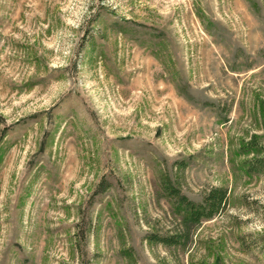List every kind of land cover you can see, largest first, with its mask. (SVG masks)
Here are the masks:
<instances>
[{"label": "rangeland", "instance_id": "rangeland-1", "mask_svg": "<svg viewBox=\"0 0 264 264\" xmlns=\"http://www.w3.org/2000/svg\"><path fill=\"white\" fill-rule=\"evenodd\" d=\"M260 157L264 0H0V264H264Z\"/></svg>", "mask_w": 264, "mask_h": 264}, {"label": "trees", "instance_id": "trees-1", "mask_svg": "<svg viewBox=\"0 0 264 264\" xmlns=\"http://www.w3.org/2000/svg\"><path fill=\"white\" fill-rule=\"evenodd\" d=\"M254 161L256 163L251 164L249 170H258V172L264 170V157L254 159ZM166 188L175 197L177 209L182 214L185 225H196L213 218L224 209L227 203L228 190L222 187L212 188L201 202L190 199L167 181ZM182 236L183 234L172 237H158L156 240L166 245L180 244Z\"/></svg>", "mask_w": 264, "mask_h": 264}]
</instances>
